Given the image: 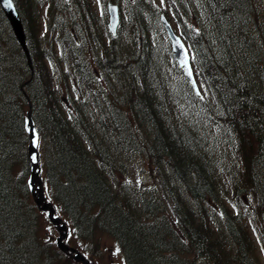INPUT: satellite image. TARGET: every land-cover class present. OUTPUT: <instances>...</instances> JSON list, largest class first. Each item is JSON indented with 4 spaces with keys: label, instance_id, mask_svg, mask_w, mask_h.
<instances>
[{
    "label": "trees",
    "instance_id": "trees-1",
    "mask_svg": "<svg viewBox=\"0 0 264 264\" xmlns=\"http://www.w3.org/2000/svg\"><path fill=\"white\" fill-rule=\"evenodd\" d=\"M13 1L31 66L0 10V264H77L41 236L28 112L43 188L89 255L109 238L125 264H261L264 0H111L136 51L103 42L89 0ZM161 14L203 100L153 40ZM131 161L156 183L122 182Z\"/></svg>",
    "mask_w": 264,
    "mask_h": 264
},
{
    "label": "rangeland",
    "instance_id": "rangeland-1",
    "mask_svg": "<svg viewBox=\"0 0 264 264\" xmlns=\"http://www.w3.org/2000/svg\"><path fill=\"white\" fill-rule=\"evenodd\" d=\"M91 1H92L93 9L95 10L97 14L96 20L101 22L100 18L98 17L99 13L97 11V6L94 0H91ZM99 34L103 38H105V35H106L105 30H100ZM153 40L154 41L159 40L160 43L162 44L163 49H165L166 51L170 49L169 43L166 42L164 35H163V39L156 35L155 38H153ZM117 41L118 43L121 44V46H123L124 49L136 51L135 50L136 43H132L131 39H129L127 35L122 34L120 31H119V36H118ZM150 41H151V38H150ZM142 46L143 44L141 45V47ZM159 54H160V57L162 58L163 54L161 53V51L159 52ZM163 57H164L163 66L166 67V70L168 74L170 75V77H175L176 72L174 71V67L169 59L168 52H165ZM121 181L126 184H130L136 188L156 183V181L153 179L152 165L148 161L147 162H139V161L129 162V164L126 166V174L122 178ZM248 228H249L250 235L255 243V252L260 260V263L264 264L263 258L260 253L259 245L256 242L255 236L252 234V231L249 226ZM40 230H41V236L43 237L42 239L45 241H51L52 244L55 246L54 241H55V237L57 236V232L46 221V218L44 215H42V223H41ZM67 240H68L67 242L68 245L77 247L78 249L85 251L81 241L76 239L70 230H69V237ZM86 254L87 255L85 257L90 261V264H124L120 249L118 248L116 243L109 238L102 239V243L100 244V249L96 254L94 255H89L88 253Z\"/></svg>",
    "mask_w": 264,
    "mask_h": 264
},
{
    "label": "water",
    "instance_id": "water-1",
    "mask_svg": "<svg viewBox=\"0 0 264 264\" xmlns=\"http://www.w3.org/2000/svg\"><path fill=\"white\" fill-rule=\"evenodd\" d=\"M0 8L2 10V12L4 13L6 19L9 22V25L11 27V30L17 40V42L19 43L20 47L22 48L27 62L30 65V58H29V54L26 48V42H25V35H24V31H23V27L21 25V21L18 17L15 5L13 3V1L11 0V2H9V0H0ZM110 9H115V11H110ZM109 28L112 30V32L115 31L117 22H118V14H117V8L116 7H109ZM161 23L163 24L168 38L170 40V44H171V51L173 54V57L175 58L179 68L180 64H179V58H180V51L177 49L176 44H177V40H179L180 44H182L184 46V49L187 51L184 43L182 42V40L173 32V30L171 29V26L169 25V23L167 22V20L162 16L161 17ZM188 53V52H187ZM188 64L191 68L190 65V61H189V56H188ZM182 69V68H181ZM192 71V69H191ZM182 73L184 78L186 79V81L189 83V78L186 76L185 71L182 69ZM192 80H194L193 78V74L191 77ZM195 81V80H194ZM189 85L192 87V90L195 94V91L193 89V86L191 83H189ZM197 87V86H196ZM196 95V94H195ZM28 123H29V137L31 140V146L29 148V154L30 156L35 155L36 159L33 160L31 159V178L29 181L30 186H33L34 184H36L38 187L35 188V192L33 193V197H34V202L37 206H39L40 210L42 212H47V216L49 221L55 225L58 226V232H59V236L56 238V246L57 248L61 251V252H69L71 254H73V259L77 262H80L81 264H89V262L77 251H75L74 249L69 248L68 246H66L63 243V239L66 237V226L63 225H59L60 223V219L57 217H54V209L53 207L45 202V198L43 196V194L41 193V189L39 187L40 183H39V171H38V158L36 156V150L34 147V142L36 141V133H35V129H34V125L32 124L30 118L28 117Z\"/></svg>",
    "mask_w": 264,
    "mask_h": 264
},
{
    "label": "snow or ice",
    "instance_id": "snow-or-ice-1",
    "mask_svg": "<svg viewBox=\"0 0 264 264\" xmlns=\"http://www.w3.org/2000/svg\"><path fill=\"white\" fill-rule=\"evenodd\" d=\"M9 2H11V0H9ZM97 3L99 4L100 3V0H97ZM161 3H163V0H161ZM110 11H113L114 12L115 9H110ZM101 14H103V11H102ZM176 47L180 51V58H179L180 67L185 71L186 76L189 78V83L192 84L196 96L199 97L201 100H203L204 99V95L207 94V90L205 89L204 94H201L200 89L196 87V82L191 79V77H192V71H191V68H190V66L188 64V55L189 54L184 49V46L182 44H180L179 40H177ZM194 58L195 57H192V59H194ZM32 159L35 160L36 157L33 156ZM253 231H255V229H253ZM261 252L264 253V245L261 246Z\"/></svg>",
    "mask_w": 264,
    "mask_h": 264
},
{
    "label": "bare ground",
    "instance_id": "bare-ground-1",
    "mask_svg": "<svg viewBox=\"0 0 264 264\" xmlns=\"http://www.w3.org/2000/svg\"><path fill=\"white\" fill-rule=\"evenodd\" d=\"M135 256V255H134Z\"/></svg>",
    "mask_w": 264,
    "mask_h": 264
}]
</instances>
